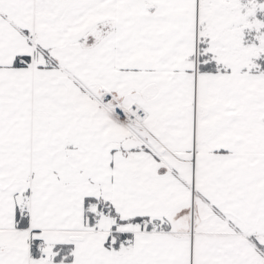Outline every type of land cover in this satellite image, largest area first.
<instances>
[{
    "label": "snow or ice",
    "instance_id": "1",
    "mask_svg": "<svg viewBox=\"0 0 264 264\" xmlns=\"http://www.w3.org/2000/svg\"><path fill=\"white\" fill-rule=\"evenodd\" d=\"M0 264H264V0H0Z\"/></svg>",
    "mask_w": 264,
    "mask_h": 264
}]
</instances>
